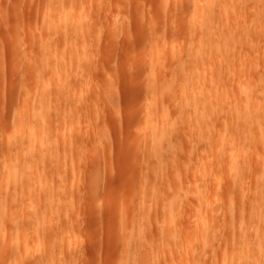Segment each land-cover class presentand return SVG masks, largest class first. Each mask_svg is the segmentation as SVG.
<instances>
[{"label":"rangeland","instance_id":"1","mask_svg":"<svg viewBox=\"0 0 264 264\" xmlns=\"http://www.w3.org/2000/svg\"><path fill=\"white\" fill-rule=\"evenodd\" d=\"M184 1L183 0H175V1L174 0H84L85 3L83 4L82 11L84 13H86L85 11L87 12L91 11V13L90 12L89 13L91 15L93 14L92 18L93 19L96 18L94 19V22H92L95 23L96 25L95 26L96 28H94L92 32L93 33L92 36L95 38V40L93 39V41L98 45V47L97 45L95 46L94 42L92 41L93 42V46H91L92 49L87 50V48H90L87 47L85 48L87 51H84V53L87 52L86 54H89L88 51H91L90 54L88 55L89 57H87V59L85 58L86 59L85 64L87 65L85 64L84 65L89 68L90 66L88 64H90L89 63L90 60L94 59L95 62L91 60V63L94 62V65L92 66V69L94 70H91L89 75L88 73L90 70L88 71V68L86 69L84 65L83 67H79L82 68V72H81V69H78L77 66L75 70L77 71L79 70V71L77 74H75L74 73L75 70L72 71V67L73 66L75 67V65L73 64V66H70L71 64L68 63L67 72L71 69L70 72L68 73H71V76L73 74L77 75V77L74 75H73L74 77L72 76V80L74 81H72L69 78L70 79L69 82L72 81L74 82L73 84L76 83V86L74 87H77L76 89L70 86V84L68 86V88L70 87V89H72V94H74V97L72 96V100L75 102L76 98H78L82 94V90L85 88L83 94L80 96V98L83 97L85 98L84 101L85 103L81 102L82 100H84V98L83 99L78 98L79 102L82 103L83 109L82 108L81 109L79 108V110L69 109L68 110L69 115L65 117V119L64 118L62 119V117H59L61 115H58L59 118H56V120L54 121L53 128L55 130L54 134L58 147V148L56 147L57 152L55 149H53L54 148L53 144L50 145L49 149H46L48 148L49 146L48 145L45 148L42 147V149L39 150L40 152H42L41 153L42 155H44L46 150L49 152V154L55 155V157H52V160L54 161L53 165L47 169L46 176L48 183L51 182L52 183L51 186L52 185L54 186V179L56 180V182L57 180H59L60 183V179L59 178L56 179V177H58V173L60 172L58 166H60V164H63L65 170L66 169L68 170L66 171V173H68L67 176L69 177V178L66 177L68 178L66 180V183L69 180L68 189L70 187L71 191L77 190L75 194L76 197L74 196V199L72 200L74 202L72 203L74 205L75 212L71 216L69 215L70 216L69 218L73 227H76L77 232L80 233L81 238L80 235L79 238L83 240L82 241L83 245L81 246L80 244L79 246H77L78 248L76 247L77 249L75 248V250L71 251V253L74 252V254L71 255L76 259L75 261L73 259L74 261L73 264L74 263L75 264H130L129 262L131 259L130 260L125 259L126 257L125 247H126V241L128 239L137 236L136 233L138 231L137 225L139 224L138 215L140 212L139 188H141L142 183H143V192L145 193L143 195L144 197L143 213L146 214L145 212H148V215L146 214L147 217L153 214V217L150 218L152 219V223L150 219L144 216L146 218L145 220L148 219L149 223L148 221H147L148 224L144 223L147 226L143 228L145 229V231L143 230L144 233L146 234V235L144 234L145 237L148 238V240L151 242L152 245L151 244L150 246L143 245V256L137 253L135 254V256L137 257L140 258L143 257V264H226L229 260H230L229 261L230 264L232 263L231 261H233L232 264H235L234 258L236 257L238 251L237 249H234L232 246V242H233L232 233L233 232L237 233L239 232V230H241L240 233H242L243 229H246L245 232L248 236H251L249 233L254 234V235L252 234V236L249 237L250 239L253 238V240H256L255 237L257 238L256 231L253 232L255 230L254 226L256 225L252 226V224L257 223L258 216L252 213V207H254L255 205H260L261 203V201H259L261 199L260 197H259L260 199L258 198L259 200L256 199L259 195L257 196L258 189L257 187L254 186V183L256 184L255 178L257 176L263 177V182H264V34H263L264 6L263 4L261 6L259 5L255 6V4L253 3L250 4L249 6H246L247 4H244L245 6L243 5V7L244 8L247 7V8L244 9L243 7H241L243 8V10L240 12L239 9V12H236L238 11L237 8H240V5L239 7H237V5L235 6V2L233 3L231 2L232 3L231 7H233L229 9L231 16L233 13L235 14L239 13L240 16L242 15L241 17H239L238 14H236L239 18H235V15L233 14L234 15L232 16L233 19H231L229 18V15H225L224 11L226 9H224L225 8L224 2L222 1L223 6L220 9L222 4L221 2L218 1L219 4H217V6L215 7L216 9L215 16L216 18H218L216 20H218L219 22V23L217 22V24H219L217 25V30H220L221 33L223 31L225 33L228 32L232 36L234 35L236 37L240 36V38L242 39H240L239 37L237 38L235 37L234 43L232 42L233 45L235 44V46L234 47L229 46V51L227 47L225 51H222V53L224 54H222L221 52L217 53L216 54L217 57L215 54L209 53L210 56L213 54L214 57L215 55V60L216 61L218 60L217 62H214L212 58L210 57L207 58L208 61L209 59H211L210 61H212V65L211 64L210 65L211 67L214 66V68L209 67L208 69L206 67L205 69L203 63L202 64L199 63L200 67L198 69L200 70L202 69L201 71L202 79H203V74H207L206 73L207 69H208L207 71L208 73L213 71L211 73L212 75L216 74V73L214 74L216 70L219 74L222 70H224L223 71L224 73L226 72L225 75L222 72L223 73L222 75H224L223 78H225L226 81V85L224 79H222L221 74H220L221 78H219L220 76L217 73L216 75L217 81H215L214 78H212L213 76L212 75L210 76V74H207V77L204 75V78L206 77L208 81L207 83L209 88L208 92H207L208 90L207 87L203 89L204 88L203 85L206 84L205 82L207 81L202 82L203 81L202 79H200L199 81V83L200 82L203 83V85H201L202 87L199 88H202L204 90V93L206 92L207 95L209 94L210 96H212L210 94L212 91L210 92V90L213 89L212 88L213 83L218 82L219 85L220 82V85L223 84V86H225V87L223 86L218 87L216 84V87L213 89V91L214 90L217 91L212 92L214 93V95H216L215 97L213 96V98H215L213 100H215L216 103L219 102V104L224 103L225 106L224 104H222L223 107L227 108L226 110H224L225 114L223 113V109L220 111L221 114L222 113L224 114V117H220L223 115L220 114L219 116L220 119L218 120L220 125L217 122L215 126V123L212 122L216 128L215 136L211 135L212 132L209 134V132H207L205 128V124H203L204 122L202 121V119L195 115L194 111L196 109L194 110L193 107L198 105L197 107H199V110L203 108L202 104H196L198 101H199L198 103H201L198 97H200L201 94L203 93L202 90H201V94L199 93V95L197 96L198 98V100H196L197 102L194 103L191 101L190 103V105L192 103L194 104V105L192 104L191 106L192 108H190L191 115L193 113L194 117L188 116L186 113L184 115L183 114L184 112L188 113L187 110L189 108L186 109L187 108L186 105L189 104H187L188 102L186 101L190 102L191 92L190 91H189L190 93L187 92L190 94L189 97L187 96L189 99L188 100L186 99V101L182 103L181 99L179 98L181 97L180 96L181 82L179 81V79H181L182 76L180 78L178 76L177 78L179 79L176 82L174 81L170 84V88H169L170 91L168 90V92L170 93L169 95L168 94L167 95L169 96L168 101L169 102L171 101L170 102V104L172 105L171 108L174 107V110L173 109H172L173 111L171 110L172 113L175 110H177V113L181 112L180 111L181 106L185 104L184 106L185 109L184 108L181 109L182 112L183 109L186 110L182 113L184 116L183 119L189 118L188 119L189 121L186 119L187 122H185L184 125L183 124L184 121L179 120L181 122V124L180 122L179 124L185 126L186 128L183 126H179L178 124V126L180 128L183 127V129L177 127L178 129L181 130L180 131L181 134L177 132L179 134H177V139L175 143L178 147H180L183 144L182 145L183 150L175 147L174 152L176 156L169 158L170 163L171 162L175 163V164L171 163L173 164L171 165V167L173 166L174 168L173 169L170 167L171 168L170 171L172 173L169 171L167 172L168 174L166 176H163L164 178H162L161 176L159 177L160 180L159 179L156 180L155 178L158 177H156V175L151 170V167L155 164V161L152 162L150 159L152 150H151V144L148 143L149 142L148 140H150L152 134L151 133L152 128L150 125L145 127V119H146L145 113H146V105H147L146 99L148 95L147 92L148 85L150 87L151 83L152 82L154 83V78H155L154 71L153 73L151 72L152 70L155 69L158 70L157 68H154L155 60L151 59L154 56L153 55L154 46L152 44L154 45L156 44L155 41L154 43L152 41L155 40L154 37L157 38L159 34H163L164 33L163 31L167 30V28H169L170 30L172 29L171 30L172 37L171 36L169 37V42L171 41L170 42L171 45L169 44V48L166 49L165 48L167 42L166 40L168 38L166 39L161 38V40L159 41L161 47L160 53L161 56H163L164 59L163 62L166 63L165 61L166 60L168 61L167 62L168 66L169 63H171L175 65V66L171 65L173 66V68L174 67L175 69L177 67L179 69L181 68V65L179 63L180 61L179 60L176 61V59L178 58L176 55L173 56V54H176L175 45L177 46V44H175V41L179 43L178 42L179 35L183 34L181 37H183V39L187 38L186 35L190 29L189 26L191 24L190 15H192V5L186 3H184L183 5L180 4V2H184ZM227 1L228 0H225V2ZM165 2L167 4H170L169 5L170 7L173 4L171 8H174L175 11L177 10L176 13L181 10L180 8H182V10L179 13H177V15H179L178 19L181 20L183 18L184 19V20L182 19L183 21L187 20L185 22L186 24L183 23L182 21V24L185 26L184 28L186 29L184 32L181 31L180 33L179 30L180 23L178 22L176 23L175 21L177 19L176 17L175 18H173L172 16L170 17V13L168 12V10L165 9L166 8L164 4ZM215 2L217 3V0H215ZM28 3L30 4L28 5ZM177 4H178V8H177ZM45 5L46 4L45 2H43V0H33V1L31 0L29 2H27L26 0H0V168L3 167L6 163H9V159H11L10 163L15 166L14 169L15 172L16 171L18 172L20 166L28 161L27 153H25L21 157L17 155L20 148L19 146L20 143L24 142V139H22L23 136H17L16 138L13 139V141L11 142L13 146L10 148L8 152L5 150L2 137H4L5 133L8 135L17 131V129H19V125L21 126L23 125V127L26 126L29 120V116H28L29 111H27V113L25 112L21 116H17V117L15 116L17 114L16 109L18 108L17 104L19 103L18 100L19 96H17V98L13 96L17 94L16 93L17 89L18 90L22 89V87L20 86L21 84L19 85L18 82L21 83L23 75L25 73V71L23 72V70L26 69L25 61L27 56L30 55L31 59L34 60V62H36L35 60L37 59L36 53H37L38 45L42 43V40L39 38L40 37L42 38L41 34L42 31H44L43 23H41L42 22L41 16L43 15L42 12H44L46 9ZM32 6L34 9L32 12L33 16L30 17L29 13H31ZM29 7H31V10H29L30 9ZM161 7L163 8L161 9ZM256 10L257 12L259 11L258 15ZM89 13L87 14L89 15ZM157 13L160 14L159 21H158L159 15H157ZM91 15H89V17H91ZM84 16L87 17V15ZM224 16L225 17L227 16L228 18L226 17L225 20V18H223ZM171 20L174 21V22L172 21L174 24H178L179 26L176 25L175 27V25L170 24ZM256 20L259 21L258 24L260 23L259 24L260 26L256 25L259 27V29H257L254 24V21ZM85 21L86 23L87 21L89 22L88 18ZM98 22L99 24H96ZM90 23L91 21L88 23V26ZM92 23L90 24L89 27L90 32L92 31V29L90 30L91 26L93 25ZM97 31L99 32V35H96ZM220 32L217 33L219 38H221ZM27 33L32 36L29 35L28 38ZM218 37L217 40L219 39ZM187 40L189 39L187 38ZM187 40L185 41L187 42ZM195 41L197 42V38H195ZM196 42L194 44L195 46L194 49L199 50L201 47L197 42V46L200 47L198 49V47L196 46ZM236 44L237 45L242 44V45L237 47ZM230 47L232 48V50ZM13 48L15 49L14 51L16 50L19 51L18 52L19 54H17L16 56L14 54L13 57L15 58H12L11 55ZM164 48L166 50H164ZM233 49L236 50V53L234 52L235 50L233 51ZM92 50L94 51V53H92ZM226 52L228 53V56L231 54L229 56L231 59L228 58V56L227 59L224 58L226 57ZM91 54L94 55L92 56ZM18 55L19 56L22 55V56L19 57ZM218 55H221V58L223 55H225L223 56V58L224 61L227 62L229 60L231 61L232 59H235L237 56L236 60H234V63H232L235 65L231 64L232 65L231 66L226 62L225 65L226 67H225L223 65L224 63L223 64L221 63V59L219 58ZM233 55L234 58L232 57ZM66 57L68 60L69 55H66ZM173 60H175V63L173 62ZM230 61L229 63H231ZM27 62L28 61H26V63ZM188 63L192 65L194 64L189 62V60ZM213 63L216 64L218 63V64L217 66H215ZM189 64H186V66L187 67L190 66ZM221 64L225 69L224 68L222 69ZM227 64L229 65V67L231 66L232 68H228ZM27 65L28 64H26V66ZM178 65H180V67ZM19 66L22 69V70L20 69L21 73L18 70L20 68ZM168 66H166V68L162 67L158 71L155 70L158 81L169 80L170 77L169 74L172 71L171 70L172 67H170V71L169 69L166 71ZM195 66L198 67V64ZM151 67L154 69L151 70ZM216 67H220L221 71L219 72V69H216ZM227 68L228 70L225 71ZM38 69L39 68H37V70ZM85 69L86 71H84ZM14 71L15 72L17 71V75L19 74L21 75L23 73L21 76H19L18 80H17V75L15 74ZM85 72H86V80L88 79V77L92 79L91 80L92 84L90 85V87L88 85V81L90 80V78L85 82H84L85 79H83L82 80L84 82V83L82 82L83 85L81 84V82H80L81 85H79V81L81 80L80 78L81 76L79 75H81L82 73L85 74ZM150 73L152 75L154 74L153 77H151ZM68 75L70 76V74ZM38 76L40 77L41 75ZM151 78L153 80H151ZM149 80L151 82H149ZM221 81L223 82L222 84ZM148 82L150 84H148ZM17 83L19 86L15 87ZM155 83H156V78H155ZM85 84L89 87L88 89H86L87 87L85 86ZM80 86L81 87L83 86V89L81 91L80 89L78 90ZM221 87H223L224 91H222ZM20 90L18 91V94L20 93ZM232 90L233 92H237L235 94L239 97L241 93V96L243 95L242 96L243 98L245 97L244 96L245 92L243 91L244 90L250 91L251 98L247 100V105L249 106V108L252 107L253 108L252 110L256 109L254 111H256L259 116V126L261 128V133L258 137H256V139L252 135L246 136L241 133H240L241 136H239L238 133L235 132L234 130L233 121H231L230 118H229L230 122H228L229 120L227 121L228 119L227 116H230L229 114L226 116L228 110L232 108L235 110V107L236 106L238 107V105L241 104V102L239 101L241 97L236 98L237 96L233 94V92H231ZM32 91L34 92V89H32ZM80 92L81 94H78ZM202 97L205 98L206 96L204 97V95H202L200 99ZM217 98L218 100L220 99L222 100L217 101ZM240 100H246V99H240ZM53 101L56 103V100L53 99ZM76 103L77 105H80L78 101ZM76 103L75 105L72 106V108L74 106L76 108L77 106ZM86 103L88 104L86 105ZM141 103H143V105ZM235 104L236 106H234ZM55 105L53 103V109ZM226 105L230 107L232 106V108ZM190 109H189V113H190ZM58 111H59V106L57 109V113L59 114ZM175 114L176 113H174V115ZM217 115H219V113ZM208 117L214 118L215 116H209L208 114ZM60 118L62 122L60 121ZM194 118L195 119L197 118V120H195ZM215 119H218V117H216ZM212 121H214V119ZM199 125H200V129H199ZM191 126L192 129H190ZM201 128L202 129L205 128V129L201 130ZM178 129L177 131H179ZM76 130H78L80 136L76 134ZM203 131L207 132V133L205 132L206 135L208 134L207 137H210L211 135L210 139L211 141L213 140L212 142H214L215 146L221 144L218 150H221L220 151L221 154L224 153V155L226 154L225 156L228 155L227 157L222 159V157L224 156L221 155L220 156L221 159H218L220 153H218V156H216L217 154L214 153L215 148H214V152L213 150L211 151V149L207 148V146L205 145L206 144L205 139L207 137L205 135L204 138ZM212 131L214 133V130ZM188 138L189 139L191 138V140H189ZM217 140L218 143L216 142ZM219 141L222 143H220ZM188 142L192 144H189ZM223 143L225 144L226 150L222 148L224 147ZM190 146H192V148ZM51 148L54 150V152L51 150ZM218 150L216 148V152ZM58 152L60 154L59 158L56 155V153ZM141 163L143 164V167ZM204 163L207 164V168H205ZM183 164L185 165L187 164L191 166L189 167L186 165L187 168L185 170ZM201 164L202 166H200ZM142 169H143V175H142ZM187 169L189 170V172ZM182 170L183 171L185 170L186 172H183ZM206 171L209 174L206 173ZM187 172L190 174L189 178H187L188 175ZM185 173L187 174L186 176ZM206 174L208 175V177ZM236 175L243 176V178L241 179L242 181L239 183V185L235 184L234 181V176ZM190 180L191 182L195 181L197 185L189 182ZM11 183L12 182L9 181L6 184H11ZM34 183L35 182H33L32 185L35 188ZM48 183L47 186L49 187L50 185H48ZM194 185L196 188L194 187ZM18 186L19 184H17V187L14 188L15 191L17 190V193L15 196V202L10 209V211L14 214L15 217L16 216L18 217V214H20V208H22L20 205L22 200L27 201L28 198V202L31 203L32 201L35 202L34 199H36L34 197L32 198L30 197V199L29 197H26V199L22 198L23 196L21 194L20 196L18 193L19 192L18 188L20 187ZM199 187L200 188L202 187L201 190H203L204 188L203 190V194L205 191L204 196L200 194L202 192L199 189ZM2 188L3 186L0 184V193ZM34 188L33 190H35ZM65 188H67V185ZM168 188L173 189V191L175 189L177 190V191L175 190L176 195H178V197L180 196V198L182 199L181 203H179L180 201L178 202V199L180 198L175 197L174 198L175 204L172 203L171 206L170 203L173 202L172 201L173 199L171 198L168 204L169 207L166 209V211H164L161 208L158 210V208L155 205H151L147 203L148 199L146 198L147 196L146 193L148 191L153 193L155 191L162 192V190L166 189L165 191L168 192ZM254 188L256 189L255 190L256 192H254L253 194L252 192ZM40 190L39 192H41ZM195 190L197 192H195ZM199 190L200 192H198ZM170 191L173 195V191L172 190ZM35 192L33 193L32 191L33 196L34 194L37 193ZM172 195L171 197H173ZM254 195L256 200L253 197ZM205 196L207 198H205ZM203 197L205 198V200L206 199L207 200L211 199V200H209L208 202L207 200L206 201L204 200L205 201L204 202ZM252 200L254 201L255 205L253 204ZM210 201H212L213 203ZM206 202L207 204L205 205ZM209 202L212 204L208 205ZM257 202L260 203L257 204ZM68 210L66 209L65 211L70 213V211ZM65 211H63L64 214ZM162 211H164L165 214ZM228 214L231 215V222H229L228 219L226 218ZM171 216H173V219L171 218ZM166 217L167 219L170 217L169 220L172 219L171 223L168 220L166 221ZM177 218L179 219L178 221L181 222L179 223L180 224L179 227L177 224V229L179 228L178 231L175 226L177 221L174 222L175 221L174 219ZM166 222L170 223L168 229H173V227L176 229L173 230L174 232L177 231L175 232L177 236L172 235L174 234L172 230L170 231H172L173 233L172 232L170 233V231L169 233L168 231H165L166 233L163 232V228L166 226L165 224H167ZM162 224L164 226H161ZM145 225H143V227ZM160 226L163 228H160ZM240 226L241 228L238 229ZM250 226H252V228ZM168 229L164 228V230H168ZM174 236L175 238H177L178 240V241L176 240L177 242L174 240L175 239ZM145 237L143 239L147 240ZM39 242L40 241H37L38 244H40ZM145 242L147 244L148 241ZM175 242L176 243L179 242L180 245L179 244L177 245ZM38 244L36 246V242H35L34 249L31 248L32 253L30 252L29 254H26V252L23 251V249H25V245L22 243L21 246H23V249L21 247L20 248L22 249L23 254H21L22 256L20 255L21 257L19 256L18 262L20 264H39L36 261V258L38 259L39 253H44L45 250H43L44 252H42V250L41 252H39L40 248L37 249ZM39 246H42V243ZM41 248H43V246ZM33 250L38 251V253L36 251H35L36 253H34ZM259 251H260L259 247L257 248L255 247V249L251 252V255H254L255 258L257 256L260 258L261 254H259ZM58 252H56V250L49 252L50 264H65L64 260L59 261L58 259L59 262L57 261L56 257ZM256 253H258V255ZM9 255H10L9 253L6 254V256ZM59 258L61 259V256H59ZM124 259L126 260V262L128 261L129 262L126 263ZM260 260L263 261L262 263H264L263 256H261ZM134 261H131L132 264H134L133 263ZM45 264H47V262Z\"/></svg>","mask_w":264,"mask_h":264},{"label":"bare ground","instance_id":"2","mask_svg":"<svg viewBox=\"0 0 264 264\" xmlns=\"http://www.w3.org/2000/svg\"><path fill=\"white\" fill-rule=\"evenodd\" d=\"M26 1L29 2L31 0H26ZM187 1L188 0H185L184 2H180V4L183 5L184 3H186V4L192 5V15L189 14L191 16V18H190L191 21L189 20L191 23L189 26L190 29L186 35L189 40H187V38L183 39V37H181L183 34H180L179 35V41H178L179 43H177L175 41V44H177V46L175 45L176 54H173V56L176 55L178 58V59H176V61L177 60L180 61L179 63L181 65V68L179 69L176 65L177 68L175 69V67L173 68V66H175V65H173L171 63H169V66H168V63H167L168 61L166 60L165 61L166 63H164L163 62V60H164L163 56H161V53H160L161 47H160L159 41L161 40V38H164V39L168 38L166 40L167 42H166L165 48L166 49L169 48V44L171 42V41L169 42V37L172 35V33H171L172 29L170 30L169 28H167V30L163 31L164 33L161 32L163 34H159V36H157V38L154 37L155 40L152 41L153 43H154V41L156 43L155 45L152 44L154 46V50H153L154 54L153 55L155 56V57L153 56V58H151V59L155 60V62L152 61V62H154L155 67L154 66H152V67L157 68L159 70L162 67L166 68V66H168L166 71L168 69L170 71V67H172L171 68L172 71L169 74L170 75L169 80L168 81L164 80L165 82L157 80V76H156V72H155L156 69L152 70L154 68L151 67L152 72L151 71L150 72L153 73V71H154L155 75L154 74L153 75L156 78V83H155V78H154V83L152 82L150 87L148 85V90H147L148 95H147V99H146L147 105H146V113H145V115H146L145 127L150 125L152 128V132H151L152 134H151L150 140H148L149 141L148 143L151 144V150H152L150 159L152 162L155 161V164L151 167V170L156 175V177H158V178H155L156 180H158L159 177H161V176H162V178H164L163 176H166L168 174L167 172H169L170 169L173 168V166L171 167V165H173L175 163L171 162V163H173V164H171L169 158L176 156L175 152H174L175 147L183 150V146H182L183 144L181 145L182 147L181 146L178 147L175 143H176V139H177V134H179L181 131L180 129H183V127H185L183 125H180L181 124L180 121L181 120L184 121V123L182 122L184 125H185V122H187L186 121L187 118L183 119V117H184L183 114L185 115V113H186L188 116L194 117L193 113L191 115V109L190 108H192L191 106L193 104L192 103L190 105L191 101L195 103V102H197L196 100H198V98L201 101V103H198L199 102L198 101L196 104H202L203 105L202 107L205 109L202 108L199 110V107H197L198 105L193 106L194 110L195 109L197 110V111L196 110L194 111L195 115L202 119V121L204 122L203 124H205V128H206L207 132H209V134L212 132L211 135H213V136H215V134H216L215 126H216V123L218 122V120L220 119L219 118V116L221 114L220 111L223 109V113L225 114L224 110L227 109V108L223 107L222 104H224V103L219 104V102L216 103L215 100H213V99H215V98H213V96L215 97L216 95H214V93H212V92L217 91V90L213 91V89L216 87V84L218 87L223 86L222 81H221L222 85H220V82H219V85H218V82L213 83V85H212L213 89L210 90V92L212 91L210 93L212 96H210L209 94H208L209 95L208 96L206 92H205L206 93V95H205L204 90H203L206 87L208 88V85H207L208 81L206 78L207 74H210V76H211L212 75L211 73L213 72V71H211L208 73L207 71H208L209 67L214 68V66L211 67V65H212V61H210L211 59H209V61H208L207 58L210 57L214 60V62H217L218 60L217 61L215 60V55L217 53H220V52L222 53V51H225V49L227 47H228V51H229V46H231V47L235 46V44L233 45V43L235 41L234 39L236 37L235 35L232 36L230 33H228V32L225 33L224 31H223L224 33L223 32L221 33L220 30H217V25H219V24H217L218 20H216V19H218V18H216V16H215V10H216L215 7L217 6V4H219L218 1L221 2V4H222V5L220 4L221 5L220 9L223 6L222 1L224 2L225 8L224 7L223 8L226 9L224 11L225 15H229V18H231V19H233L232 16H234V15H235V18H239L242 16V15L240 16L239 13H236V14H238L239 17L235 13H233L234 15L232 14V16H231L229 9L233 8V7H231L232 6L231 4L233 2H235V6L237 5V7H239V5H240V8L234 7V8L238 9V11H236V12H239V9L241 12L244 8L243 7L244 4H247L246 6H249L250 4L253 3V4H255V6L256 5L261 6L262 4L264 6V0H228L227 2H225V0H217V3L215 2V0H189L188 3H187ZM43 2H45V4H46L45 7L47 10L46 9H45V11L43 10L44 12H42L43 15L41 16V21H42L41 23H43L44 31H42L43 35L41 34L42 38L41 37L39 38L42 40V43L40 44L39 43L40 41L38 42L40 44V45H38V49H37V53L39 55L36 53V57L38 60L37 59L35 60L37 62L36 63V62H34V60L31 59L30 55L27 56L26 61H28V62L26 63V61H25V68L26 69L24 68L25 70H23V72L25 71V73L23 75L21 83L18 82L19 85L21 84L20 86L22 87V89L21 90L19 89L20 93L18 94L19 90L17 88H19V87H17L16 88L18 90V91L16 90L17 94L16 95L14 94L15 96H13L16 98H17V96H19L18 97L19 103L17 104L18 108L16 109L17 114L15 113L16 114L15 116L16 117L21 116L25 112L27 113V111H29L28 112L29 120H28V123L26 126L23 127V125L22 126L19 125V129H17V131H15L12 134H8V135L5 133L4 137H2L5 150L8 152L10 150V148L13 146V144L11 143L13 141V139L16 138L17 136H23L22 139H24V142L20 143V145H19L20 148H19L17 155L19 157H21L22 155L27 153L28 154V161L25 164H22L20 166L18 172L14 171L15 166L10 163L11 159H9V163H6L3 167L0 168V171H1L0 172V184L3 186V188L1 189V193H0V264H20L18 262L19 261L18 258L21 254H23V252H22L23 246H21L22 243L25 245V249H23V251L26 252V254H29L31 252V248L34 249L35 242H36V246H37V244H38L37 241H40L39 242L40 244H38V247H37V249L40 248L39 252H41V250H42V252H44L43 250H45L44 253H39L38 259L36 258V261L39 264H45L46 262H47V264H50L49 252H52L53 250H56V252L59 251L58 254H60V255L57 254V257H56L57 261L59 259V261L64 260L65 264H73V262L76 259L72 256L74 254V252L71 253V251L75 250V248L77 246H79L80 244H81V246L83 245L82 244L83 240L80 239L81 238L80 233L77 232L76 227H73V225L70 222V218H69L75 212L74 205H73L74 202L72 200L74 199V196H75L77 190L74 191L72 189L73 191H71L70 187H69L70 190L68 189V181L69 180L66 183V180L69 178L67 176L68 173H66V171H68V170L67 169L65 170L64 165L60 164L59 162L58 163L60 164V166H58V167H59L60 172L58 173V177H56V179L59 178L60 183H59V180H57V182H56L55 179H54V186L53 185L51 186V184H52L51 182L48 183L46 173H47V169L53 165L54 161L52 160V157H55V155L49 154V152L46 149H49L50 145L53 144L54 145L53 149H55L57 152L58 147H57V142H56V138H55V134H54L55 130L53 128V123L56 120V118L62 117V119L63 118L65 119V117H67L69 115V113H68L69 109L79 110V108L80 109L82 108V103H85L84 102L85 98L83 96L82 97L84 98V100L81 101L82 103H80L78 100V98H80V96L83 94L85 88L83 89V86L82 87L80 86L81 88L80 87L78 88V90L80 89V91L83 89L82 94L80 92L78 94H81V95L79 97L76 96V97H78V98H76V100L81 105L80 106V105H77L76 100H75V102L72 100V96L74 97V94H72V89H70V87L68 88V86H69V84L72 87L76 86V83L73 84L74 82H72V81H74V80H72V76L74 75L77 77V75H75V74H77L79 70L77 71L75 69L78 66V69H81V72H82V68H79V67H83L87 57H89L88 55L90 54L91 51H88L89 54H86L87 52L84 53V51H87L88 49L89 50L92 49L91 46H93V42H94L93 39L95 40V38L92 36L93 35L92 32H93L94 28H96L95 23H92V22H94V19H96V18H94V19L92 18L93 14L92 15L90 14L91 11H89L90 13L85 11V10L84 11L86 13H84L82 11L83 4L85 3L84 0H45V1L43 0ZM29 4L30 3H28V5ZM164 4L166 6L165 9L168 10V12L170 13V17L171 16L173 18L176 17L177 19L176 20L174 19V20L176 21V23L177 22L180 23V26L178 24H174L173 20H171L170 24L175 25V27H176V25H178L180 27V29L178 28L180 30V33H181V31L184 32L186 30L184 28L185 26L182 24V21L184 19L181 16L180 17L183 20L178 19L179 15H177V13H179L182 10V8H180L181 10L176 13L177 10L175 11L174 8H171L173 6V4L171 7L169 6L170 4H167L166 2ZM33 6H32V10H31V7H29L30 8L29 10H31V13H29L30 11L28 10L30 17L33 16V14H32V12L34 10ZM39 7H40V4H39ZM241 7H243V8H241ZM162 8L163 7H161V9ZM177 8H178V4H177ZM246 8H244V9H246ZM89 10H90V7H89ZM189 10H190V7H189ZM159 12H160V10H159ZM234 12H235V10H234ZM243 12H242V14H243ZM251 12H253V11H251ZM256 12H257V10H256ZM258 12H257V15H258ZM87 13H89V15H91V17H89V15ZM84 15H87V17H85ZM157 15H159L158 16V21H159L160 14L157 13ZM252 16H253V13H252ZM184 17H186V16H184ZM226 17L224 16L223 18H225V20H226ZM85 18L86 19L88 18L89 22L91 21V23L93 24L90 28V30L92 29L91 32L89 31V27H90L91 23L88 26L89 22L87 21V23H86ZM92 19H93V21H92ZM227 20H229V19H227ZM186 21H183V23H185ZM154 22H155V20H154ZM258 22H259L258 20L254 21L255 26L260 24V23L258 24ZM260 22H261V20H260ZM96 24H99V22ZM98 26H100V25H98ZM172 27H174V26H172ZM183 28H184V30H183ZM218 28H219V26H218ZM256 28L259 29L258 26H256ZM178 29H177V31H178ZM102 32H103V30H102ZM219 32L221 34V38H219L217 35V33H219ZM29 35L30 34H28L27 37ZM96 35H99L98 31H97ZM30 36H32V35H30ZM217 37L219 38L218 40H217ZM222 37H223V39H222ZM237 37L240 38V36H237ZM195 38H197V42L199 43L201 48L197 46V42L195 41ZM220 39H221V41H220ZM240 39H242V38H240ZM185 40H187V42ZM195 42H196V46L198 47V49L200 48L199 50L194 49ZM172 44H174V43H172ZM230 44H232V45H230ZM94 45L96 46L97 44L94 42ZM240 45H242V44H240ZM240 45H237V47ZM4 47H5V45H4ZM87 47H90V48H87ZM97 47H98V45H97ZM85 48H87V50ZM165 48H164V50H166ZM235 49H233V51ZM11 50H12V47H11ZM14 50L15 49L13 48V51H12L13 53L11 52L12 58H15V57H13L14 54H15V56L17 54H19L18 50H16V51H14ZM93 50H92V53H94ZM95 50H96V48H95ZM231 50H232V48H231ZM238 51H240V50H238ZM4 52H5V50H4ZM15 52H17V53H15ZM227 52H226V57H224L226 59H227V56L229 53V52L228 53ZM234 52L236 53V50ZM209 53L215 54L214 57H213V54L210 56ZM230 53H232V52H230ZM28 54H30V53H28ZM222 54H224V53H222ZM66 55H69L68 60H67ZM91 55L93 56L94 54H91ZM221 55H218V56L221 59V63L222 64L224 63L223 65L225 66L226 62H227V61H224V58H223V56H225V55L222 56L223 59L221 58ZM239 55H240V53H239ZM20 56H22V55H20ZM151 56H152V53H151ZM229 56H228V58H230ZM216 57H217V55H216ZM232 57L234 58V55ZM16 58H18V57H16ZM236 58H237V56H236ZM236 58L232 59L231 61L229 60L231 63H229V61L227 63L231 65L232 63H234V60H236ZM91 60L94 61V59H91ZM91 60H90V62L88 60V62L90 63V64H88L90 66L89 68L87 66H85L87 64L84 65V67L86 69L88 68V71L90 70L89 73L87 71V73L89 75H90L91 70H94V69H92V66L94 65L95 61L91 63ZM188 60H189V62L194 63V64L193 65L189 64ZM173 62L175 63V60H173ZM207 62H209V63H207ZM68 63L71 64L70 66H73V64L75 65V67L73 66L74 68L72 67V71L75 70V72H74L75 74H73L72 76H71V73H68V72H70L71 69L67 72ZM199 63L200 64L203 63L205 69H206V67L208 68L206 70L207 74H203V79L201 77L202 76V72H201L202 69L201 70L198 69L200 67ZM26 64H28V65L26 66ZM165 64H167V65H165ZM186 64H189L190 66L187 67ZM197 64H198V67L195 66ZM213 64L215 66H217L218 63L217 64L213 63ZM222 64H221V66L223 69L224 67ZM171 65H173V66H171ZM180 65H178V66L180 67ZM232 65H235V64H232ZM70 66H69V68H70ZM231 66L229 67V65H228L227 67L232 68ZM37 68H39V69L37 70ZM228 68L225 71H227ZM20 69H21V67L18 69L21 73L22 69L21 70ZM86 69L84 71H86ZM205 69H203V70H205ZM216 69H219V72L221 71L220 67H216ZM158 70H156V71H158ZM211 70H214V69H211ZM223 71L224 70H222L220 72V74L222 76V79H224V82L226 85L225 78H223L224 75L226 74V72L224 73ZM222 72L224 73V75H222L223 74ZM38 73H40V74H38ZM151 73H150V75H151V77H153V75ZM217 73L218 72L216 70V72H214L215 75H212L213 76L212 78H214L215 81H217L216 80L217 79V76H216ZM12 74H13V72H12ZM15 74L17 75V71L15 72ZM37 74L41 75V76L39 77ZM68 74H70V76ZM82 74L79 75V76H81L80 77L81 80L79 81V85L82 84L83 79H85L84 80V82H85V81L89 80V78H90V77H88V79L86 80V72H85V74L84 73H82ZM220 74L218 73L219 76H220ZM21 75L20 74L17 75V80H18L19 76H21ZM204 75L206 76L205 78H204ZM178 76H179V78L182 76V78L179 79V78H177ZM221 76L219 78H221ZM199 77H201V78H199ZM69 78L72 80L71 82H69V80H70ZM219 78H218V80H219ZM166 79H168V78H166ZM178 79L181 82V86H180V88H181L180 96L181 97H179L181 99V102L183 103L184 101H186V99L188 100L189 99L188 97L191 94L190 102L186 101V102H188L187 104H189V105H186L187 106L186 109H188V108L190 109V113H189V109L187 110L189 114L187 112H184V111H186V110H184L185 104L184 105L182 104L183 106H181V109L184 108L183 109L184 113L182 112L181 109H180L181 112H178V113H177V110H175L173 113L171 112L172 109L174 110V107L171 108L172 107V105L170 104L171 101L170 102L168 101V97H169L168 95L170 93V92H168V90L170 88V84L174 81L176 82ZM200 79L203 80L202 82L207 81V82H205L206 84L203 85V83H201V82H200L201 83L200 84L199 83ZM19 80H21V79H19ZM91 80L92 79L90 78V80L88 81L89 87L92 84ZM151 80H153V79L151 78ZM210 80H211V78H210ZM80 82H81V84H80ZM149 82H151V81L149 80ZM149 82H148V84H150ZM18 83H17V85H15V87L19 86ZM86 84H87V82H86ZM86 84H85V86L87 87L86 89H88L89 87ZM201 85H203V87H204L203 89L199 88V87H202ZM210 85H211V82H210ZM223 87H225V86H223ZM223 87H221L222 91H224ZM74 88L77 89V87H74ZM32 89H34V92L32 91ZM226 89H227V86H226ZM201 90L203 91L202 94H201ZM208 91H209V88H208L207 92ZM12 92H13V90H12ZM76 92H77V90H76ZM187 92H189L190 94ZM231 92H233V90ZM243 92H245L244 98L242 97L243 95L241 96V93H240V97H241L240 98L239 96H237L235 94L237 92H233V94H235L237 96L236 98L239 97L240 99H246V100H240L239 99L241 104H239L240 106L237 104L238 107L235 104L234 105V106H236L235 110L232 108V106L230 107V106L226 105V106L232 108V109H229L228 113L226 114V116L228 114L230 115V116H227V118H228L227 121L229 120L228 122H230V119H231V121H233L234 130H235V132L238 133L239 136H241L240 135V133H241V134H244L246 136L252 135L256 139V137H258L261 133V128L259 126V116H258L257 112L254 111L256 109L252 110L253 108L250 107L251 108L250 109L249 106L247 105V100H249L251 98L250 97V91L244 90ZM199 93L201 94V96L204 95V97L205 96L206 97L205 98L202 97L203 99L202 98L200 99L201 96L197 98ZM83 98H80V99H83ZM218 98H221V97H218ZM218 98H217V101L222 100V99L218 100ZM233 98H235V97H233ZM53 99L56 100V103L53 101ZM87 101H88V99H87ZM234 101H236V100H234ZM53 103H54V105L55 104L57 105V106L55 105L56 107L54 106V109H56V110L53 109ZM75 103L77 105L76 108H75V106L72 108V106L75 105ZM87 104L88 103H86V105ZM141 104L143 105V103H141ZM58 106H59V111H58L59 114L57 113ZM224 106H225V104H224ZM141 107H143V106H141ZM236 108H238V109H236ZM204 110H205V112H204ZM174 113H176V114L174 115ZM218 113H219V115H217ZM208 114H209V116H215V117L214 118L208 117ZM212 114H214V115H212ZM224 114L220 117H224ZM58 115H61V116L58 117ZM206 115H207V117H206ZM216 117H218V119H215ZM209 118H211V119H209ZM213 119H214V121H212ZM225 119H226V117H225ZM195 120H197V118ZM60 121L62 122L61 118H60ZM190 121H191V118H190ZM179 122H180V124H179ZM212 122L215 123V126ZM178 124H179V126H183V127L180 128L178 126ZM197 124H199V123H197ZM218 124H219V122H218ZM231 124H232V122H231ZM233 124H232V126H233ZM201 125H202V123H201ZM177 127L180 129H178ZM203 127H204V125H203ZM213 127H214V129H213ZM202 128H201V130L205 129V128L204 129H202ZM61 129H62V126H61ZM177 129L179 131H177ZM190 129H192V126ZM199 129H200V125H199ZM212 130H214V133ZM221 130H222V128H221ZM77 132H78V130H76V134H78V136H80V133L79 132L77 133ZM177 132H179V133H177ZM205 132L203 131L204 138L206 135ZM255 134H256V136H255ZM69 135H70V133H69ZM211 135H210V137H211ZM207 136H208V134L206 135V137ZM213 136H212V138H213ZM201 137H202V135H201ZM210 137H207L205 139V143H206L205 145L207 146V148L211 149V151L213 150V152H214V148H215L214 153L217 154L216 156H218V153H220L218 159H221V157H220L221 155L224 156V157H222V159L227 157L228 155L225 156L226 154L225 155H224V153L221 154V152H220L221 150H218V148L220 147L221 144L218 146H215L214 142H212L213 140L211 141ZM217 137H219V136H217ZM204 138H203V140H204ZM189 140H191V138ZM190 142H188V143L192 144ZM216 142L218 143V140ZM220 143H222V142H220ZM46 146H48V148L45 149L47 152L45 151L44 155H42L41 154L42 152H40L39 150H41L42 147L45 148ZM190 147L192 148V146H190ZM44 148H43V150H44ZM216 148L218 150L217 152H216ZM222 148H224V150H226L225 144H224V147H222ZM53 149L51 148V150L54 152ZM224 150H222V151H224ZM224 152H226V151H224ZM56 155L58 156V158L60 157L59 152L56 153ZM58 163H57V165H58ZM142 163H141V165L143 167ZM202 164L200 166H202ZM204 164H205L204 165L205 168H207V164L206 163H204ZM186 165L183 164V167H185V170L187 168ZM187 166H189V165H187ZM189 169H192V168H189ZM185 170L184 171L182 170V171L186 172ZM188 172H189V170H188ZM206 173H208V172L206 171ZM142 175H143V169H142ZM186 175L187 174L185 173V176ZM189 175L190 174L188 173L187 178L190 177ZM256 175H255V177H256ZM66 177H68V178H66ZM207 177H208V175H207ZM242 178H243L242 175L234 176L235 184L239 185V183L242 181L241 180ZM255 179H256V181H255ZM255 179H254V181L256 182L257 185L254 183V186L257 187V189H258L257 196L259 195L256 199H258L259 197L261 198V199L259 198L260 200L258 199L259 201H261V203L257 202V204L260 203V205L254 204V201L256 200L255 195L253 196L255 200L254 199H253L254 201L252 200L253 204L255 205V206L253 205L254 207H252V213L258 216L257 223L252 224V226L256 225V226H254L255 230L253 232L256 231L257 235L256 234L255 235L257 236V238L255 237L256 240H253V238L250 239L249 237H251L253 233H249L251 236H248L245 232L246 229H243L242 233H240L241 230H239V232H237L238 234L235 232L232 233V235H233L232 246L234 249H237V251H238L236 257L234 258L235 264H264V263H262L263 261L260 260L261 256L264 257V182H263V177L257 176ZM9 181L12 183L6 184ZM33 182H35L34 183L35 188L32 185ZM55 182H56V184H55ZM189 182H191V180ZM47 183H48V185H50L49 187L47 186ZM191 183H194L197 185V183L195 181L191 182ZM17 184H19V186H20V187L18 186L19 187L18 193H19V195L21 194L23 196L22 198L26 199V197H29V199H30V197L31 198L34 197L36 199H34L35 202H33L31 200L32 201L31 203L28 202V198H27V201L22 200L21 205H20L22 207V208H20V214H18V217L17 216L15 217L14 214L10 211V209L15 202V196H16L17 190L15 191L14 188L17 187ZM63 184H66L67 188H65L66 185H63ZM194 187H195V185H194ZM33 188L35 190H33ZM199 189L201 190L202 187L201 188L199 187ZM39 190L41 192H39ZM165 190H162V192L159 190L160 192L155 191L153 193L148 191L149 193L148 192L146 193L147 194L146 198L148 199L147 203L151 204V205H155L158 208V210L161 208L164 211H166V209L169 207L168 204H169V201L171 200V198L173 199L172 200L173 202L170 203V205L172 206V203L175 204L174 198L175 197L180 198V196L178 197V195H176V191H177L176 189H175L176 191L175 190L173 191V189L168 188V192ZM170 190L173 191V195H172ZM196 190H195V192H197ZM200 190L198 192H200ZM203 190H204V188H203ZM203 190H201L202 193H200L202 196H204V194H205V191L203 194ZM255 190L256 189L254 188V190L252 192L253 194H254V192H256ZM32 191H33V193L35 191L37 193L35 192L36 194H34V196H33ZM139 193H140V199H139L140 200V207H139L140 212L138 215L139 224L137 226L139 228L137 227V229H138V231L136 232L137 236L133 237L131 239H128L126 241V247H125V254H126L125 259H127V260L131 259L130 262L128 261L130 264H132L131 261H134V260H135L133 262L134 264H143V257L142 258L137 257V256H135V254L137 253V254L143 256V245L150 246V244H151V242L148 240V238L145 237V235H146L144 233L145 229H143L147 226L145 224L149 223L148 219L153 217V214L151 216L149 215V217H147L148 212H145L147 215L143 213V199H144L143 195L145 194L143 192V183H142L141 188H139ZM174 193H175V195H174ZM31 194H32V196H31ZM171 195L173 197H171ZM72 196H73V198H72ZM205 198H207V197L205 196ZM205 198L203 199V201L205 200ZM208 198H210V197H208ZM181 200H182L181 198L178 199V202L180 201L179 203H181ZM209 200H211V199H209ZM209 200H207V202ZM207 202L205 203V205L207 204ZM210 202H212V201H210ZM210 202L208 203V205H211L213 203V202L212 203H210ZM176 203H177V200H176ZM158 206H160V207H158ZM171 206H170V208H171ZM65 208L67 210L71 209V210H68V211H70V213L65 211L66 210ZM172 208H174V207H172ZM177 208H178V206H177ZM175 210H177V209H175ZM63 211H65V214L63 213ZM164 211H162V212L165 214ZM144 216H146V218H148V219L145 220L146 218ZM169 218L167 219V217H166V221L168 220L171 223L173 216H171V218H172L171 220H169ZM226 218L228 219L229 222H231V215L230 214H228L226 216ZM143 220H144V222H143ZM174 220H173L174 222L177 221L176 225L174 224L176 226V229H177V224L179 227V225H180L179 223H181V222L178 221L179 220L178 218L174 219ZM147 221H148V223H147ZM150 221L152 223V219H150ZM168 223L165 224L166 226L164 228H167V229L169 228L170 223L169 224ZM143 225H145V226L143 227ZM161 226H164V225L162 224ZM161 226H160V228H163ZM252 226H250V227L252 228ZM164 228H163V232L168 231V233L170 230H172L173 232H174V230H176L174 227H173L174 230L173 229L164 230ZM240 228H241V226L238 229H240ZM178 229H177V231H178ZM56 230H57V232H56ZM172 231H170V233ZM177 231H175V232H177ZM175 232L172 235L177 236ZM136 233H135V235H136ZM79 235H80V238H79ZM175 236H174V238H175ZM144 237L147 240L143 239ZM172 240H173V238H172ZM174 240L176 241L177 238H175ZM143 241L144 242L148 241L149 243L147 242V244H149V245H147L146 242L144 243ZM41 243H42L43 248H41L42 246H39V245H41ZM253 243H254V245H253ZM176 244L178 245L179 242ZM32 245H33V247H32ZM255 247L256 248L259 247V250H260L259 254H261L260 258L258 256L255 258L254 255H251V252L255 249ZM35 251L33 250L34 253H36V252L38 253V251H36V252ZM7 253H9L10 255L6 256ZM45 254H47V255H45ZM256 254L258 255V253H256ZM59 256H61V259L59 258ZM73 259H74V261H73ZM125 259H124V261L126 262ZM229 261L226 264H228ZM128 262H126V263H128ZM231 262L233 263V261H231Z\"/></svg>","mask_w":264,"mask_h":264}]
</instances>
